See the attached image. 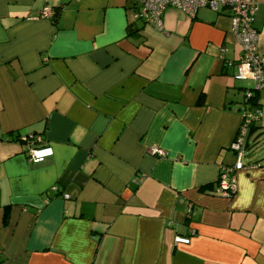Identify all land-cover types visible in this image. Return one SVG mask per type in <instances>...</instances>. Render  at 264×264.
<instances>
[{
    "label": "crops",
    "instance_id": "1",
    "mask_svg": "<svg viewBox=\"0 0 264 264\" xmlns=\"http://www.w3.org/2000/svg\"><path fill=\"white\" fill-rule=\"evenodd\" d=\"M135 10L0 0V264H264L262 89L250 166L214 192L249 86L228 11L168 6L156 28ZM252 26L264 50V0ZM39 145L52 154L29 161Z\"/></svg>",
    "mask_w": 264,
    "mask_h": 264
},
{
    "label": "built area",
    "instance_id": "2",
    "mask_svg": "<svg viewBox=\"0 0 264 264\" xmlns=\"http://www.w3.org/2000/svg\"><path fill=\"white\" fill-rule=\"evenodd\" d=\"M136 5L135 15L145 24L153 27H161V15L168 6L180 9L184 14L193 16L198 7H207L213 12L228 11L229 31L234 36L238 47L236 71L233 78L236 80H250L253 83V90H264V50H260L257 45V31L252 26V12L255 0H133ZM45 15L52 14L51 9L44 10ZM249 87L243 88V102L247 106L241 116L240 124L230 148L235 153V162L232 166H220L217 179V187L214 192L223 197H229L234 190V180L232 170L242 169L250 166L243 163L244 139L248 124L257 120L260 111L257 107H250L248 99L253 91ZM33 134H22L19 139L23 142L31 143ZM148 152L152 155L161 157L165 154L164 150L157 146H150ZM52 154V149L48 145H39L27 149V158L31 162H41L44 158ZM139 178H134L138 182ZM67 197V195H63ZM189 234L194 231L188 230ZM188 236L175 235L174 243H187Z\"/></svg>",
    "mask_w": 264,
    "mask_h": 264
},
{
    "label": "trees",
    "instance_id": "3",
    "mask_svg": "<svg viewBox=\"0 0 264 264\" xmlns=\"http://www.w3.org/2000/svg\"><path fill=\"white\" fill-rule=\"evenodd\" d=\"M53 15H55V11L54 12H52V14H51V18H53L54 16ZM247 87H249L250 89H252L253 90V83H252V85L250 86H247ZM257 91L258 90H253L252 91V93H251V96H250V98L248 99V103H250L251 105H252V107H257L256 105V101H257ZM255 122H256V120H253V121H251L249 124H248V126H247V132H246V136H245V139H244V148H243V150H244V155H243V157L245 156V151L247 150L246 148H247V145H248V143H247V138H248V135H250L253 131H254V128L256 127V124H255ZM237 133V132H236ZM22 134H28L27 132L26 133H23V132H20V133H18L16 136H15V139L16 140H18V141H20V142H23V141H21L20 139H19V137L22 135ZM247 163H249V162H247Z\"/></svg>",
    "mask_w": 264,
    "mask_h": 264
},
{
    "label": "rangeland",
    "instance_id": "4",
    "mask_svg": "<svg viewBox=\"0 0 264 264\" xmlns=\"http://www.w3.org/2000/svg\"><path fill=\"white\" fill-rule=\"evenodd\" d=\"M242 83H243V82H242ZM245 83H247V84H248V85H250V86L252 85V83H251L249 80H246V82H245ZM261 140H262V139H260L259 141H261ZM254 145H255V144H254ZM254 145L252 146V148H253V149L255 148V146H254ZM245 153H246V156H245V157H243V158H242V160L246 159L247 155H249L250 153H252V150H251V151H249V152H248V150H246V151H245Z\"/></svg>",
    "mask_w": 264,
    "mask_h": 264
}]
</instances>
